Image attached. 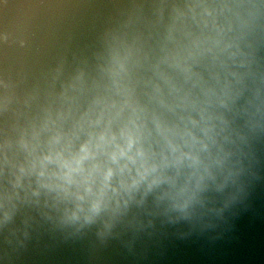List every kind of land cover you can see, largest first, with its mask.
I'll return each mask as SVG.
<instances>
[{"label": "water", "instance_id": "1", "mask_svg": "<svg viewBox=\"0 0 264 264\" xmlns=\"http://www.w3.org/2000/svg\"><path fill=\"white\" fill-rule=\"evenodd\" d=\"M213 21L239 45L229 65L240 96L218 109L238 173L226 190L209 191L188 215L150 194L85 224L65 222L63 205L33 195L34 177L14 186L21 140L34 142L50 120L69 128L61 113L78 116L114 95L117 81L172 119L150 100L164 83L157 66L184 85L163 61L214 36ZM210 65L202 57L194 71L210 79ZM0 264H264V0H0Z\"/></svg>", "mask_w": 264, "mask_h": 264}, {"label": "clouds", "instance_id": "2", "mask_svg": "<svg viewBox=\"0 0 264 264\" xmlns=\"http://www.w3.org/2000/svg\"><path fill=\"white\" fill-rule=\"evenodd\" d=\"M213 27L214 36L197 38L164 59L183 73L184 85L157 66L164 83L153 84L150 100L172 119L117 81L114 95L97 96L78 116L61 113L60 121L72 119L69 128L50 120L34 133V142L21 140L26 155L14 165V186L23 187L25 178L31 185L34 177L33 195L44 193L57 207L63 205L65 222L85 224L143 204L150 194L188 215L204 205L209 191L226 190L238 173L227 147L233 142L230 122L218 109L240 96L235 87L240 74L229 65L237 62L239 45L227 38L230 26L213 21ZM208 55L210 79H205L194 65ZM43 131L50 133L46 141L40 139Z\"/></svg>", "mask_w": 264, "mask_h": 264}]
</instances>
